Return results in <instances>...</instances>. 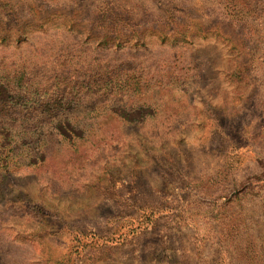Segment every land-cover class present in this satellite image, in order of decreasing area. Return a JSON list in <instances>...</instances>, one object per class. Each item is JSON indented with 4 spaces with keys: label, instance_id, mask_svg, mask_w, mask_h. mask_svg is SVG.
<instances>
[{
    "label": "rangeland",
    "instance_id": "rangeland-1",
    "mask_svg": "<svg viewBox=\"0 0 264 264\" xmlns=\"http://www.w3.org/2000/svg\"><path fill=\"white\" fill-rule=\"evenodd\" d=\"M118 19L136 38L95 49ZM0 73L91 82L84 140L0 171V264H264V0H0ZM42 107L0 110L46 132Z\"/></svg>",
    "mask_w": 264,
    "mask_h": 264
},
{
    "label": "trees",
    "instance_id": "trees-1",
    "mask_svg": "<svg viewBox=\"0 0 264 264\" xmlns=\"http://www.w3.org/2000/svg\"><path fill=\"white\" fill-rule=\"evenodd\" d=\"M119 20L112 21L111 23L114 26H111V29L105 33L101 39L99 38L96 42L97 46L95 49L98 50H116L120 48L123 41L129 42V39L134 40L136 37L132 33H125L122 28L118 27ZM124 21V20H123ZM122 21V22H123ZM117 22V24H116ZM79 24H75L71 21H61L59 22V29L64 31H71L74 35L79 37H85L86 33L81 32ZM70 28V29H68ZM161 40L170 41V43L175 42L177 38L176 29H173L170 32L161 30L159 34ZM90 36V34H87ZM79 39L78 41H80ZM116 42H118L116 44ZM108 48V49H107ZM108 66V65H106ZM118 66L112 67L110 71L116 70ZM108 72V73H109ZM0 86L7 92L5 98L0 99L1 104H13V107H22V113L28 111L31 108L42 107V110L45 111L44 121L45 124L51 125L53 128L48 131L43 129H31L27 128L25 122L26 119L22 117V122L19 127H16V120L12 118L14 116L7 113L3 109L0 110V171L8 170L10 166V161L15 158L16 150L18 144L23 143L28 149L32 152H29L24 157L32 158L38 157V154L42 156L43 146L48 138L53 135L59 136L61 141L66 143L76 144L84 140L85 138V120L84 118L76 115L78 110H81L80 100L77 99V96L82 93L84 86H90V83L82 82L78 83L77 81H70L69 77L66 74L56 76L57 86L54 91L50 93L49 97H37L38 88L33 89L30 86H27L30 79H26L25 75H21L18 79L17 84L12 83L8 77H4L6 73H0ZM58 75V74H56ZM3 79V80H2ZM60 80V84H59ZM125 82L122 79H117L109 77L108 75L101 80H96L95 85H98L96 89L102 92L104 95L111 93L117 90L118 87H122ZM63 89H62V88ZM53 88V87H52ZM33 89V91H32ZM105 89V90H104ZM111 92H110V91ZM77 93V94H76ZM82 101V99H81ZM108 106L114 109L112 113L118 114L117 109L123 110L124 112L129 109L125 103L124 98L118 97L117 95L110 97L108 101ZM132 108H135L136 105H131ZM4 114V115H3ZM19 115V114H18ZM10 116V117H7ZM20 122V121H19ZM42 123V122H40ZM39 122H36V126ZM60 126V129L55 133V127ZM45 128V126H44ZM62 128L66 129L65 131ZM54 129V130H53ZM74 130H78L79 133H74ZM37 134V135H36Z\"/></svg>",
    "mask_w": 264,
    "mask_h": 264
}]
</instances>
